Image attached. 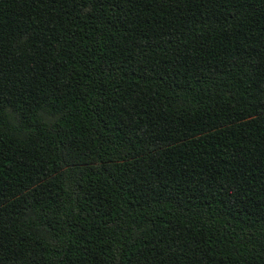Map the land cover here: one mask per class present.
Returning a JSON list of instances; mask_svg holds the SVG:
<instances>
[{"label": "trees", "instance_id": "1", "mask_svg": "<svg viewBox=\"0 0 264 264\" xmlns=\"http://www.w3.org/2000/svg\"><path fill=\"white\" fill-rule=\"evenodd\" d=\"M0 264H264V0H0Z\"/></svg>", "mask_w": 264, "mask_h": 264}]
</instances>
